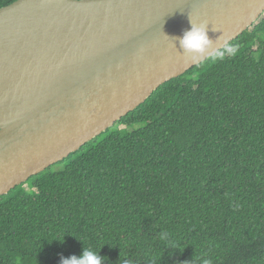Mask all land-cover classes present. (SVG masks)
Segmentation results:
<instances>
[{"label":"trees","instance_id":"trees-1","mask_svg":"<svg viewBox=\"0 0 264 264\" xmlns=\"http://www.w3.org/2000/svg\"><path fill=\"white\" fill-rule=\"evenodd\" d=\"M115 124L0 196V264H264V13Z\"/></svg>","mask_w":264,"mask_h":264},{"label":"water","instance_id":"water-1","mask_svg":"<svg viewBox=\"0 0 264 264\" xmlns=\"http://www.w3.org/2000/svg\"><path fill=\"white\" fill-rule=\"evenodd\" d=\"M264 13V0H15L0 7V196L68 157ZM203 30L186 49L181 37Z\"/></svg>","mask_w":264,"mask_h":264},{"label":"clouds","instance_id":"clouds-1","mask_svg":"<svg viewBox=\"0 0 264 264\" xmlns=\"http://www.w3.org/2000/svg\"><path fill=\"white\" fill-rule=\"evenodd\" d=\"M206 42V37L201 29L190 28L181 37V44L186 49L199 48ZM162 239L164 236L161 237ZM101 257L95 251L85 249L80 257L71 256L68 259H62V264H100ZM203 264H211V260L205 259Z\"/></svg>","mask_w":264,"mask_h":264},{"label":"rangeland","instance_id":"rangeland-1","mask_svg":"<svg viewBox=\"0 0 264 264\" xmlns=\"http://www.w3.org/2000/svg\"><path fill=\"white\" fill-rule=\"evenodd\" d=\"M139 126V124H136V125H132V126H130V127H124L123 125H120V124H114L112 127H111V129L112 130H114V129H118V130H124V129H126L127 131H130V130H132L133 128H135V127H138ZM105 136V134H103V135H101L100 137H98V139L97 140H99V139H101L102 137H104ZM96 140V141H97ZM68 162V160H65V161H63V162H61V163H57V164H54V166H52V169L53 170H58V169H61L63 166H64V164L65 163H67ZM27 182V181H26ZM23 183V187L25 188V189H29V184L28 183Z\"/></svg>","mask_w":264,"mask_h":264}]
</instances>
